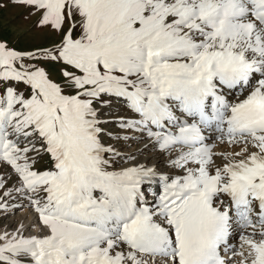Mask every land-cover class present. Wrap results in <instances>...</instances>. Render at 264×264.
Here are the masks:
<instances>
[{"label":"snow or ice","instance_id":"1","mask_svg":"<svg viewBox=\"0 0 264 264\" xmlns=\"http://www.w3.org/2000/svg\"><path fill=\"white\" fill-rule=\"evenodd\" d=\"M8 3L0 264H264V0Z\"/></svg>","mask_w":264,"mask_h":264},{"label":"rangeland","instance_id":"2","mask_svg":"<svg viewBox=\"0 0 264 264\" xmlns=\"http://www.w3.org/2000/svg\"><path fill=\"white\" fill-rule=\"evenodd\" d=\"M5 4V0H0V27L7 24V27H2V31H0V36L8 39L9 41L15 42L18 38V25L22 23L19 21L18 17L20 13L24 11V9L16 8L8 3L7 6H2ZM17 46H22L18 44ZM140 144V145H139ZM126 147H122L121 151L130 152L131 150L135 149L137 146H141V143L136 141H128ZM147 155V153H146ZM140 157H138L139 159ZM143 159V157H141ZM152 163L153 161H149ZM4 169L0 168V174H3ZM10 171V169H9ZM11 183V182H10ZM19 201H11V203H18ZM25 208L13 209L8 213H5L3 210H0V230H3L5 227L8 230H12L16 227L19 220V210ZM17 220V221H16ZM19 220V221H18ZM26 235L28 233H25Z\"/></svg>","mask_w":264,"mask_h":264},{"label":"bare ground","instance_id":"3","mask_svg":"<svg viewBox=\"0 0 264 264\" xmlns=\"http://www.w3.org/2000/svg\"><path fill=\"white\" fill-rule=\"evenodd\" d=\"M140 147H142V143H141V146H137L135 149L131 150L130 152H135V150L137 148H140ZM139 159H141V157ZM33 218H34V213L32 212L31 209L25 208V209L19 210V220H22L23 219L24 222L27 223L28 220L33 219ZM26 233H28V232H26ZM237 259H239V258H237Z\"/></svg>","mask_w":264,"mask_h":264}]
</instances>
